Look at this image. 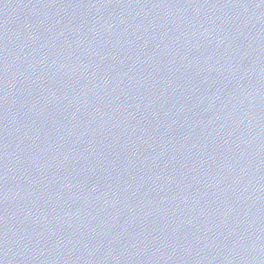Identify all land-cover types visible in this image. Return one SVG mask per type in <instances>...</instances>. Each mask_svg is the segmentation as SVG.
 Segmentation results:
<instances>
[{
  "label": "water",
  "instance_id": "obj_1",
  "mask_svg": "<svg viewBox=\"0 0 264 264\" xmlns=\"http://www.w3.org/2000/svg\"><path fill=\"white\" fill-rule=\"evenodd\" d=\"M0 264H264V0H0Z\"/></svg>",
  "mask_w": 264,
  "mask_h": 264
}]
</instances>
